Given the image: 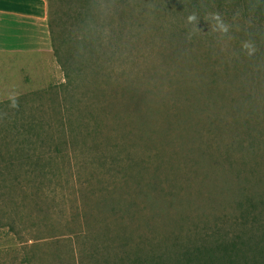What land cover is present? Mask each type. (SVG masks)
Segmentation results:
<instances>
[{"label":"rangeland","instance_id":"374dc122","mask_svg":"<svg viewBox=\"0 0 264 264\" xmlns=\"http://www.w3.org/2000/svg\"><path fill=\"white\" fill-rule=\"evenodd\" d=\"M44 5L0 45V264H173L201 235L261 234L264 14Z\"/></svg>","mask_w":264,"mask_h":264},{"label":"trees","instance_id":"16d2710c","mask_svg":"<svg viewBox=\"0 0 264 264\" xmlns=\"http://www.w3.org/2000/svg\"><path fill=\"white\" fill-rule=\"evenodd\" d=\"M242 1L257 10L259 14H264V0ZM256 220L257 218L253 216L251 222L243 225L245 227L243 230L257 226L259 223L263 229L258 230L261 232L258 236L251 235V237L243 231L233 235L228 233L201 235L193 245H185L180 253H176L171 262L173 264H264V223L261 222V225ZM130 262L131 264H164L152 259H142L139 254H135Z\"/></svg>","mask_w":264,"mask_h":264},{"label":"crops","instance_id":"0c3cea01","mask_svg":"<svg viewBox=\"0 0 264 264\" xmlns=\"http://www.w3.org/2000/svg\"><path fill=\"white\" fill-rule=\"evenodd\" d=\"M44 13V0H0V45L12 44L15 30L35 17L44 18Z\"/></svg>","mask_w":264,"mask_h":264},{"label":"clouds","instance_id":"9594fccd","mask_svg":"<svg viewBox=\"0 0 264 264\" xmlns=\"http://www.w3.org/2000/svg\"><path fill=\"white\" fill-rule=\"evenodd\" d=\"M188 19H189V21L194 20L195 19V16L194 15L193 16H190ZM220 28H221V30L223 32H227L228 31V27L226 25H224V24H221L220 25ZM244 47L249 50V55H251V54H253L255 52V48H254V46L251 43H247L246 42L245 45H244ZM10 106L13 107V108H16V107H18V102L16 100H13L11 102V105Z\"/></svg>","mask_w":264,"mask_h":264}]
</instances>
